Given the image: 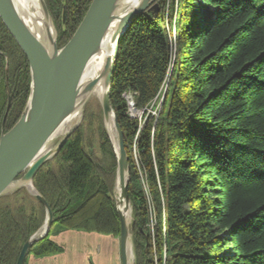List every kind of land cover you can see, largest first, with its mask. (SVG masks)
Instances as JSON below:
<instances>
[{"label":"trees","instance_id":"trees-1","mask_svg":"<svg viewBox=\"0 0 264 264\" xmlns=\"http://www.w3.org/2000/svg\"><path fill=\"white\" fill-rule=\"evenodd\" d=\"M45 2L56 25L65 12L64 47L93 0ZM30 86L29 62L0 18V137ZM164 91L156 117L149 110ZM110 93L131 167L137 264H264V0H159L158 14L121 37ZM128 94L145 122L131 117ZM96 123L97 142L95 124L76 130L36 174L54 223L25 264L58 252L55 225L120 237L117 159ZM45 220L26 188L1 197L0 264H16Z\"/></svg>","mask_w":264,"mask_h":264},{"label":"water","instance_id":"water-1","mask_svg":"<svg viewBox=\"0 0 264 264\" xmlns=\"http://www.w3.org/2000/svg\"><path fill=\"white\" fill-rule=\"evenodd\" d=\"M156 1L143 0L125 16L118 18L115 12L120 0H93L70 41L59 49L55 29V38L49 50L30 32L12 1L0 0V18L25 54L31 75L30 95L26 108L16 125L7 133H2L0 137V198L26 188L46 211L44 225L24 244L16 264H25L30 250L36 243L47 238L53 226L54 219L51 209L35 190L34 178L38 171L62 150L78 129L79 126L65 136L52 151L46 152L50 141L66 119L68 111L77 103L79 85L89 62L101 47L104 39L112 35L114 27H118L120 31L111 37L115 47L112 57L104 68L107 73V94L101 108L105 130L117 159V185L120 186L126 203L125 213H129V218H127L120 211L115 191V205L121 226L119 237L121 260L122 264H137L134 218L133 220L131 218L133 205L129 195L131 167L125 149L124 133L111 104L110 90L121 37L138 17L147 12L158 14L159 5ZM42 2L46 13L51 18L45 0ZM96 83V80L92 81L88 89L92 90ZM110 115L114 119L115 141L108 127V116Z\"/></svg>","mask_w":264,"mask_h":264},{"label":"bare ground","instance_id":"bare-ground-1","mask_svg":"<svg viewBox=\"0 0 264 264\" xmlns=\"http://www.w3.org/2000/svg\"><path fill=\"white\" fill-rule=\"evenodd\" d=\"M11 1L30 32L46 49L50 50L52 42L55 38V28L53 26L52 19L46 13L42 0ZM142 1L143 0H120L119 5L116 8L115 16L118 18L125 16V14L133 10V8L139 5ZM119 31L120 29L118 27H114L111 32L112 35L110 34L104 39L101 47L89 62L79 85L77 103L74 108L68 111L66 119L62 123L57 134L50 141L46 152L52 151L59 144L58 143L56 145V142L61 136H67L72 130H74L81 124L83 114L90 104L96 103L101 106L107 94V73L105 72L104 68L108 63V60L112 57L115 47V44L112 41L111 37L115 36V34H118ZM95 80L97 81L95 87L92 90H89V84ZM126 98L128 101L129 109H135V104L132 96L128 94ZM108 118V127L111 136L115 141L116 132L114 129V119L112 115L108 116ZM74 125L76 126L72 128ZM65 136L63 138H65ZM116 199L119 204L120 211L124 213L127 218H129V213H125L126 203L122 197L121 188L119 185H117L116 188Z\"/></svg>","mask_w":264,"mask_h":264},{"label":"crops","instance_id":"crops-1","mask_svg":"<svg viewBox=\"0 0 264 264\" xmlns=\"http://www.w3.org/2000/svg\"><path fill=\"white\" fill-rule=\"evenodd\" d=\"M50 240L58 252L30 256L27 264H122L119 238L96 232L59 228Z\"/></svg>","mask_w":264,"mask_h":264},{"label":"rangeland","instance_id":"rangeland-1","mask_svg":"<svg viewBox=\"0 0 264 264\" xmlns=\"http://www.w3.org/2000/svg\"><path fill=\"white\" fill-rule=\"evenodd\" d=\"M176 2H177V0H175V4H176ZM156 3L159 5V0H157L156 1ZM47 5V4H46ZM48 8V7H47ZM48 11H49V9H48ZM50 13V12H49ZM50 16H51V14H50ZM64 16H65V12L63 11V13H62V17H63V20H62V23L60 22V25H56L55 24V22H54V20H53V18H52V16H51V19H52V22H53V24H54V27H55V29H56V33H57V37H58V48L59 49H62L63 47H60L59 46V38L61 37V35H62V30H65V18H64ZM168 82H169V79H168V81H167V83H166V85H165V89H167V86H168ZM166 91V90H165ZM163 92V94L156 100V101H154V103H153V105L151 106V109H152V115H155L156 117H158L159 116V113H160V111H161V104H162V101H163V98H164V95H166L165 93L166 92ZM162 100V101H161ZM169 101H170V98L168 99V104H167V107H166V110H165V114H164V116L166 117L167 116V112H168V105H169ZM132 110H131V114H132V117L134 118V119H137L139 122H145V120H143L142 121V119H143V114H142V112H140V111H135V110H133V108H131ZM150 109V110H151ZM25 110V109H24ZM91 110V111H90ZM150 110H149V112H150ZM24 112V111H23ZM23 114V113H22ZM22 116V115H21ZM97 117V118H96ZM98 120H101V122H102V125H103V128H104V130H105V123H104V117H103V112H102V108H101V106L99 105V104H96V103H93L92 105H90V107L89 108H87L86 110H85V112H84V114H83V119H82V122H81V124L79 125V127H78V129H80V128H82L83 129V131H86L87 129H88V127H91L92 125L94 126V124H95V126H94V137H95V139H96V142H97V135H96V129H97V123H96V121H98ZM94 121V122H93ZM92 123V124H91ZM77 125V124H76ZM76 125H74L72 128H74ZM92 126V127H93ZM71 128V129H72ZM70 129V130H71ZM77 129V130H78ZM106 131V130H105ZM76 132V131H75ZM75 132L72 134V136L75 134ZM65 136V135H64ZM64 136H61L59 139H58V141L56 142V145L61 141V139L64 137ZM71 136V137H72ZM70 137V138H71ZM69 138V139H70ZM97 146H98V143L96 144ZM96 149H97V147H96ZM134 154V153H133ZM53 159V158H52ZM51 159V160H52ZM50 160V161H51ZM48 163V162H47ZM144 183V182H143ZM145 185L146 184H144V187H145ZM116 188H117V170H116V174H115V177H114V181H113V199H114V201H115V195H114V193H115V191H116ZM28 190V189H27ZM29 191V190H28ZM8 196V195H7ZM133 208V207H132ZM131 218H132V220H133V218H134V216H133V214L131 213ZM151 226H150V228H151V230L153 231L154 230V228H155V226H156V221L154 222V220L151 222V224H150ZM60 227L59 226H57V225H55L54 227H53V229H52V235L53 234H55L56 232H57V230L59 229ZM135 252H136V247H135ZM136 256H137V253H136ZM164 259H165V257H164ZM154 260H155V264H159V261L156 259V256L154 257ZM164 264V263H163Z\"/></svg>","mask_w":264,"mask_h":264},{"label":"built area","instance_id":"built-area-1","mask_svg":"<svg viewBox=\"0 0 264 264\" xmlns=\"http://www.w3.org/2000/svg\"><path fill=\"white\" fill-rule=\"evenodd\" d=\"M131 110H132V109H129V112H130V115H131V117H132ZM133 110H135V111H136L137 109L135 108V109H133ZM137 111H138V110H137ZM149 113H152V109L150 110V112H149ZM142 114H143V112H142ZM132 118H133V117H132Z\"/></svg>","mask_w":264,"mask_h":264}]
</instances>
